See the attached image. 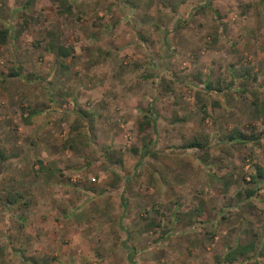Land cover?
<instances>
[{"label": "rangeland", "instance_id": "374dc122", "mask_svg": "<svg viewBox=\"0 0 264 264\" xmlns=\"http://www.w3.org/2000/svg\"><path fill=\"white\" fill-rule=\"evenodd\" d=\"M6 27L0 264H264V0H0Z\"/></svg>", "mask_w": 264, "mask_h": 264}, {"label": "trees", "instance_id": "16d2710c", "mask_svg": "<svg viewBox=\"0 0 264 264\" xmlns=\"http://www.w3.org/2000/svg\"><path fill=\"white\" fill-rule=\"evenodd\" d=\"M14 29L12 27H6V28H1L0 29V46L1 45H5L9 42V40L13 37V34H14ZM58 55L59 57L61 58H67L70 56V52L68 49L64 48V47H60L59 48V51H58ZM10 77H17L19 76V73H16V72H13L11 71L9 73ZM206 89L208 90H215V88L211 87V83L206 87ZM42 111L41 110H31L30 112V116H37L39 114H41ZM76 115L80 116V117H83L85 118V113L82 112V111H77L76 112ZM150 120H147L146 122H144L145 124H149ZM143 125V123L141 124ZM142 130H144V127L142 128ZM231 140H241V141H245L247 140L248 138L246 137H243L242 134H238L237 138L236 137H230ZM184 149H192V148H197V149H206L207 147L203 144H201L200 142H197V141H193L191 142L190 144L186 145L183 147ZM151 153V151L149 150V147L147 146V144L141 149L140 151V155H141V158H145L146 156H148L149 154ZM3 155L1 154L0 155V164L1 162L3 161ZM256 176L258 177H263V173L261 172V168H258V173L256 174ZM255 195V192L254 191H247V197L250 199L252 198L253 196ZM9 201H12L11 198H9ZM126 203L124 202V205ZM252 245H248L246 247H242V246H238L236 247L235 249L231 250L226 258V263L228 264H234L237 259H238V256L239 255H246L248 254L251 250H252ZM132 257V255H130V258ZM131 263L133 264V260H131Z\"/></svg>", "mask_w": 264, "mask_h": 264}]
</instances>
